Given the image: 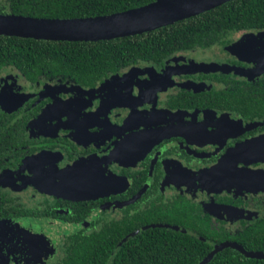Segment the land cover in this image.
I'll list each match as a JSON object with an SVG mask.
<instances>
[{
  "label": "flooded vegetation",
  "instance_id": "flooded-vegetation-1",
  "mask_svg": "<svg viewBox=\"0 0 264 264\" xmlns=\"http://www.w3.org/2000/svg\"><path fill=\"white\" fill-rule=\"evenodd\" d=\"M6 4L0 14H14ZM260 32L237 30L224 44L158 59L128 57L82 81L4 61L0 264H55L68 238L106 224L127 225L122 240L152 228L188 234L204 252L195 264L226 241L264 251L253 240L264 230V189L220 181L230 170L264 173V112L251 97L264 93V71H246L262 43L242 45L243 58L228 49L242 37L264 40ZM201 62L246 73L201 70ZM37 231L58 245L40 250Z\"/></svg>",
  "mask_w": 264,
  "mask_h": 264
},
{
  "label": "trees",
  "instance_id": "trees-1",
  "mask_svg": "<svg viewBox=\"0 0 264 264\" xmlns=\"http://www.w3.org/2000/svg\"><path fill=\"white\" fill-rule=\"evenodd\" d=\"M152 1L7 0L6 11L45 18L87 17ZM244 29H264V0H230L148 32L112 39L47 40L0 34V65L8 58L17 57V62L30 67L27 70L37 71L43 66L55 74L82 81L96 76L107 66L135 57L158 59L181 50L224 44L230 41L227 34ZM251 97L264 112V93ZM126 227L106 224L93 234L73 235L66 241V256L55 264H195L204 256L203 249L188 234L152 228L122 240L128 232ZM254 237V246L264 248V230ZM208 264H264V259L247 257L227 248Z\"/></svg>",
  "mask_w": 264,
  "mask_h": 264
},
{
  "label": "water",
  "instance_id": "water-1",
  "mask_svg": "<svg viewBox=\"0 0 264 264\" xmlns=\"http://www.w3.org/2000/svg\"><path fill=\"white\" fill-rule=\"evenodd\" d=\"M230 0H153L148 4L118 11L110 14L87 16V17H71V18H45L32 17L20 14H0V34L15 35L36 39L47 40H100L112 39L116 37L129 36L148 32L162 26L172 24L176 21L187 17L195 16L216 6H219ZM264 32H260L259 36H263ZM243 37L232 45L228 46L233 52L240 47ZM264 41H256L262 43L261 48L255 49L251 53L250 60L256 63L251 69H246L253 73H261L264 71ZM255 45V44H254ZM201 70H224L236 72H245L239 67H230L218 63H198ZM263 124L264 121L257 124ZM81 179L79 180V177ZM76 182L73 185H79L85 182L81 174L76 175ZM221 182L226 185L245 186L243 180L248 182L246 189H264V173L256 171L230 170L224 176H221ZM247 185V184H246ZM80 186V185H79ZM77 187V186H76ZM83 189V187H82ZM84 190V189H83ZM78 199H81L78 197ZM4 223L0 222V229ZM131 236V235H130ZM35 237V238H34ZM33 241L38 239V247L48 251L45 247V241L42 239L43 233L35 232ZM34 245V243H33ZM231 247L247 257L264 258V251H253L246 249L243 245L236 241H226L217 244L214 249L207 254L197 264H208L215 255L223 249ZM45 257V256H44ZM42 256V260L44 258Z\"/></svg>",
  "mask_w": 264,
  "mask_h": 264
},
{
  "label": "rangeland",
  "instance_id": "rangeland-1",
  "mask_svg": "<svg viewBox=\"0 0 264 264\" xmlns=\"http://www.w3.org/2000/svg\"><path fill=\"white\" fill-rule=\"evenodd\" d=\"M263 38H264V35L262 36ZM244 39H243V41H242V44L240 45V47L242 46V45H244V44H246V43H248V42H250V44L252 43V44H257L256 43V39H254V37H253V40L252 39H249V38H245V37H243ZM241 39V38H240ZM239 39V40H240ZM250 40V41H249ZM264 41V40H263ZM237 42V41H236ZM232 45V44H231ZM230 46V45H229ZM237 48L236 49V51L234 50V52L231 50V49H229V47H228V49L232 52V53H234V54H236L237 56H240L241 58H243L244 56H243V54H245L243 51V47L242 48ZM242 52H243V54H242ZM208 54H210V53H208ZM202 55V58H209L210 56H207V57H205V54L204 53H202L201 54ZM207 55V54H206ZM239 154H240V152H239V150H237L236 152H234V153H231L230 155V157H232V156H235V157H239ZM44 241H45V247L46 248H53L54 246H56V245H58V243H59V239H58V236H51V235H49V236H44L43 238H42ZM52 239V240H51ZM50 242H51V244H50Z\"/></svg>",
  "mask_w": 264,
  "mask_h": 264
}]
</instances>
